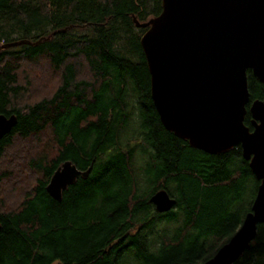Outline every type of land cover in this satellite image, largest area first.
<instances>
[{
	"label": "trees",
	"instance_id": "trees-1",
	"mask_svg": "<svg viewBox=\"0 0 264 264\" xmlns=\"http://www.w3.org/2000/svg\"><path fill=\"white\" fill-rule=\"evenodd\" d=\"M160 11L161 0H0V113L16 115L0 141V264L198 263L241 224L259 180L239 145L191 147L153 106L135 22ZM247 87L264 100L249 69ZM65 160L90 170L54 200L45 185ZM158 189L170 210L149 201ZM232 264H264V222Z\"/></svg>",
	"mask_w": 264,
	"mask_h": 264
},
{
	"label": "water",
	"instance_id": "water-1",
	"mask_svg": "<svg viewBox=\"0 0 264 264\" xmlns=\"http://www.w3.org/2000/svg\"><path fill=\"white\" fill-rule=\"evenodd\" d=\"M139 43L149 73V94L162 126L191 147L220 153L237 145L259 180L241 224L202 262L232 264L264 222V100L251 99L247 70L264 94V0H161V11L144 23ZM246 111L252 129L243 122ZM16 124V115L0 113V141ZM70 160L53 171L45 190L54 200L78 176ZM149 201L158 212L174 199L165 189Z\"/></svg>",
	"mask_w": 264,
	"mask_h": 264
},
{
	"label": "flooded vegetation",
	"instance_id": "flooded-vegetation-1",
	"mask_svg": "<svg viewBox=\"0 0 264 264\" xmlns=\"http://www.w3.org/2000/svg\"><path fill=\"white\" fill-rule=\"evenodd\" d=\"M248 113H249V112H248ZM249 117H250V120H249V121H250V128H249V129L251 130V129H252V122H251V116H250V114H249ZM248 127H249V126H248Z\"/></svg>",
	"mask_w": 264,
	"mask_h": 264
},
{
	"label": "rangeland",
	"instance_id": "rangeland-1",
	"mask_svg": "<svg viewBox=\"0 0 264 264\" xmlns=\"http://www.w3.org/2000/svg\"><path fill=\"white\" fill-rule=\"evenodd\" d=\"M26 177V176H25Z\"/></svg>",
	"mask_w": 264,
	"mask_h": 264
}]
</instances>
